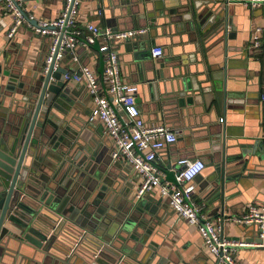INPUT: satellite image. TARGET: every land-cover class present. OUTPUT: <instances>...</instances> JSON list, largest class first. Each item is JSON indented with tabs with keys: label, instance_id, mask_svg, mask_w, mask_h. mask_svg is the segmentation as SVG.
I'll use <instances>...</instances> for the list:
<instances>
[{
	"label": "crops",
	"instance_id": "1",
	"mask_svg": "<svg viewBox=\"0 0 264 264\" xmlns=\"http://www.w3.org/2000/svg\"><path fill=\"white\" fill-rule=\"evenodd\" d=\"M179 1L80 0L75 23L83 36L88 33L86 23L116 29L146 28L139 37L113 44L119 56L121 78L138 86L136 103L146 124H163L176 132V141L157 152V165L165 179L174 180L178 159L204 162V169L193 180L194 200L201 212L216 221L220 216L241 215L249 205H260L264 200V106L260 101L264 91V38L259 48L251 46L253 28L264 26V5L249 7L238 0H220L230 22L229 36L223 40L222 32L217 33L215 24L208 19L200 31L190 30L187 24L176 27V23L183 22ZM24 5L36 18L49 19L59 16L64 0H28ZM10 20L0 3V51L6 50L11 62L17 63L12 65L21 67L22 73L32 72V68L45 60L50 38L22 26L8 39L6 30ZM101 43L102 40H97L90 46L79 44L73 50L79 64L98 75L103 69V57L98 52ZM156 46L163 50L159 58L150 54ZM72 55L68 52L61 63L68 70L78 66ZM160 66L165 73L175 68L179 76L176 67H180L182 78L193 77L198 81V90H186L181 97L177 75L165 77L166 73L163 79H156L154 69L149 70ZM222 70L225 71L224 79H203V74ZM66 86L70 97L80 102L75 105L89 132L107 141L105 159L111 161L114 173L104 180L116 185V203L126 205L136 195L140 175L125 159L111 158L113 143L104 124L100 120L88 121L94 104L83 84L70 81ZM8 103L6 99L5 105H0V117L12 120ZM119 115L124 118L122 112ZM222 139L226 141L225 160L228 162L220 181L217 171L221 154L212 146L214 141ZM43 154L45 162L50 164L52 159L45 151ZM83 192L82 189L81 194ZM143 197V206L149 210L144 213L150 221V231H143L138 238L128 237L116 250L128 264H220L205 246L196 227L172 210L168 199L160 195L157 187ZM98 204L105 203L100 201ZM48 210L51 212L46 211L47 214L54 213L52 209ZM223 235L250 244L231 251L237 262L264 264V247L255 245L259 241L255 225L224 220ZM62 241L55 240L45 250L28 242L13 240L5 243L1 240L0 264H109L107 260H113L116 255L105 254L103 258L97 256L91 261L87 256L88 248L82 246L79 254L68 258Z\"/></svg>",
	"mask_w": 264,
	"mask_h": 264
},
{
	"label": "water",
	"instance_id": "2",
	"mask_svg": "<svg viewBox=\"0 0 264 264\" xmlns=\"http://www.w3.org/2000/svg\"><path fill=\"white\" fill-rule=\"evenodd\" d=\"M219 1L180 0L183 22L175 26L187 24L190 30L200 31L208 19L226 40L230 22ZM6 54V50L0 51V105H5L7 99L13 118L0 117V241L28 242L46 250L55 240H63L68 258L79 254L83 246L88 248L91 261L115 253L113 260H107L109 264H128L116 250L128 237L150 231V221L144 213L149 212L143 206L145 198L135 195L126 205L116 203V185L104 180L114 173L111 161L105 159L107 141L92 135L84 125L75 105L80 102L70 97L63 80L68 68L53 69L56 52L46 72L42 60L32 72L24 73L21 67L12 65L17 63ZM151 69L156 79H163L166 73L165 77L177 75L175 68L166 73L163 66ZM176 69L181 97L186 90H198L195 78H182L183 70ZM203 75V79H224L225 71ZM225 143L223 139L216 140L212 146L221 154L217 171L220 181L228 162ZM43 151L52 159L50 164L45 162ZM100 201L105 204H98ZM263 204L264 200L260 205ZM47 208L54 213L47 214L51 212Z\"/></svg>",
	"mask_w": 264,
	"mask_h": 264
},
{
	"label": "built area",
	"instance_id": "3",
	"mask_svg": "<svg viewBox=\"0 0 264 264\" xmlns=\"http://www.w3.org/2000/svg\"><path fill=\"white\" fill-rule=\"evenodd\" d=\"M28 0H0L3 10L10 16V24L6 37L12 38L22 26L29 27L33 32L50 38V46L45 57V69L56 52L53 69L62 66L61 63L68 52L72 60L78 63L77 68L68 70L63 75L64 82L82 83L92 99L94 107L88 116V121L100 120L113 143L111 158H123L141 177L136 197L141 198L155 187L162 197L169 200L172 210L183 217L189 225H193L201 235L205 246L216 257L220 264H240L231 255L237 246L250 245L245 241L234 240L223 235V222L230 220L243 225H255L258 229L256 246L264 247V204L248 206L246 212L237 216L224 218L220 216L213 220L201 212L194 200V178L201 173L205 164L201 159H178L174 180L165 179L164 172L157 165V152L164 146L176 141V132L163 124H146L140 116L136 103L138 86L121 78L119 56L113 44L139 37L146 28L116 29L109 26L99 27L86 23L87 34L76 28V16L80 0H64V6L55 18H36L26 11ZM249 7L264 5V0H238ZM264 38V26L256 25L252 30L253 48H259ZM102 40L98 52L103 57V69L98 75L89 67L79 64L73 50L76 46H90ZM163 50L156 46L151 49V56L159 58ZM264 106V91L260 94ZM124 114L121 119L119 113ZM222 121V118L220 119ZM264 143V134H263ZM264 148V145H263ZM81 238L74 242L76 247Z\"/></svg>",
	"mask_w": 264,
	"mask_h": 264
}]
</instances>
